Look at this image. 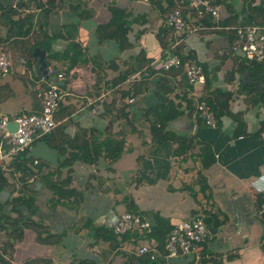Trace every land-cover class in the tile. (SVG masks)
<instances>
[{
	"label": "crops",
	"instance_id": "obj_1",
	"mask_svg": "<svg viewBox=\"0 0 264 264\" xmlns=\"http://www.w3.org/2000/svg\"><path fill=\"white\" fill-rule=\"evenodd\" d=\"M44 1L0 0V6L8 8L9 5L14 9V12L0 9V39L3 40L0 48L7 50L11 59L9 74L0 78V86L7 85L10 89L7 91L9 95L0 100V115L11 117L38 109L37 94L51 82L49 77L40 74L35 58L31 56L33 60L28 61L24 57L28 47L34 49L39 47L37 42H45L48 51L44 58L55 52L62 53L63 58H76V53L71 50L73 46L80 59L64 74L63 85H59L62 92L60 103L71 108L72 112L57 121L55 128L61 125L68 138H73L76 132L85 130L86 133L80 135L78 142L63 143L65 155L76 152L78 146L83 145L82 141L90 138L91 129L99 133V141L107 134L122 139L123 149L120 156L108 165V170L100 171L94 179L91 178L93 174L87 175L91 166L71 163L68 167L69 187L79 193L77 198L61 199L52 204L50 193L41 183L34 189L29 187L32 193L28 195L34 198L32 208L16 207L21 215L19 226L23 228L18 239L8 235L10 230L6 224L18 218L10 203L16 192L12 193L9 188L0 189V264H199L203 259L213 261V264H264V131H258L259 123L264 119V104L250 102L251 94L242 88L244 75H226L234 63L233 58H228L225 38L197 26L196 31L191 32L194 25L190 20L185 25L187 33L182 41L185 49L195 54L190 64L206 66L204 82L194 86L189 84L192 88L190 95L195 101L204 84L209 89L218 87L233 91L229 108L232 112L242 113L244 122L242 132L234 137L235 123L224 116L215 132L205 135L210 139L208 146L213 159L202 167L198 144L185 154L175 151L176 141L159 146L152 144L145 128L147 122L138 114L140 109L156 103L153 85L131 102L127 101L132 104L134 113L138 111L135 115L126 110V117L117 119L114 108L104 107L113 91L129 87L130 82L126 81L107 89L115 82L118 71L125 70L127 64H135L132 58L139 50H143L151 62L160 55L153 36L159 19L147 0H114L132 16L146 15L144 24L130 26L127 38L132 46L125 51H119L111 39L98 41L95 37L96 25L110 17L107 6L111 0H52L48 12L36 7ZM254 1L257 3L258 0ZM240 6L241 0H237V9H241ZM74 7L79 13L89 11L90 16L78 17ZM28 13L32 14L31 25L27 35H20L23 32L20 30L28 28L27 22L19 26L22 17ZM3 14L16 21V32H20L11 34L8 40L4 38L10 25ZM12 40L19 41L15 43L16 48L11 44ZM224 54L227 58L222 57ZM18 57L25 58L26 63L20 66ZM49 64L61 70L68 67L67 61L51 60ZM145 68L137 70L136 76L133 74L130 79L154 81L157 75L147 74ZM176 81L177 78L173 80L174 89L168 95L183 105L176 97L180 96ZM253 83L255 91L261 94L260 83ZM13 129L14 124L10 123L8 130ZM194 131L195 125L187 137ZM41 170L45 173L51 167L42 166ZM66 170L63 169L61 175H65ZM29 180L30 184L34 181ZM203 186L204 190L201 189ZM200 210L212 216L213 228L210 226L209 235L197 253L177 257L160 255L167 229L190 219ZM126 211H136L145 217L150 223V232L132 230L115 235L113 227ZM23 220L37 224L40 235L35 229L23 226ZM153 228L156 229L154 236L150 235ZM150 242L158 249L156 258L150 260L135 254L138 246Z\"/></svg>",
	"mask_w": 264,
	"mask_h": 264
},
{
	"label": "trees",
	"instance_id": "obj_2",
	"mask_svg": "<svg viewBox=\"0 0 264 264\" xmlns=\"http://www.w3.org/2000/svg\"><path fill=\"white\" fill-rule=\"evenodd\" d=\"M50 1L52 0H45L43 4L39 3L36 7L40 9V11L48 12ZM209 1L212 4L217 3L220 6L219 15L217 18L211 16L209 13H205L202 7H199L198 10L188 9V0H147L150 8H153V10L156 12L157 18L159 19V24H157L153 36L160 48V54H162L164 51L170 50L171 47H174L172 50H170V52L177 56V58H179L180 64L179 66L172 67L167 71L160 72L159 74L160 70L156 72V70L151 69V67L149 66L152 59L146 58L143 50H139L134 58H132L136 65L134 64L133 66H130L129 64H127V68L125 70L118 71L117 76L114 80L115 82L113 84L110 83L107 86V89L112 87L114 84L120 85L123 82L125 83L126 81L130 82L129 87L127 89L121 88L119 90L113 91L111 93L112 96H110L109 98V102H107L104 106L105 109L108 107L114 108L115 117L117 119L125 118L127 113L126 110L135 115L136 113H138V111L134 113L131 109L133 108L132 104H127V100L135 98L143 92H146L149 86L153 85L157 99L156 103L140 109L138 114V117L147 122L145 128L148 131L152 144L155 146H159L169 143V141H176L177 148L175 151L179 152L180 154L187 153L196 144H198V158L201 160L202 167H206L207 165H209L213 159V153L212 151H210L208 146L210 139H207L205 135L207 133H214V129L217 127L220 119L224 116L231 118L235 123L236 127L233 131L234 137L242 132L241 130L243 128L244 122L242 120V113L232 112L229 108V101L233 96V91L218 87L209 89L207 87L208 85L206 86V84H204L202 89L200 90V95L196 98L195 101L190 95L189 92L192 88L187 83L184 77L183 69L186 65L193 62L195 54L192 50L185 49V44L183 43V41L175 44V42H177V38H180L181 35L176 36L173 29L167 23V17L174 9H179L185 25L188 23L187 21L190 20L192 21V25L197 26L198 29H202L204 31L211 30V32H213L214 34L223 36L225 38L229 48L228 58H233L234 63L233 68H231V70L228 71L226 75L232 76L234 73L238 74L241 77L244 75L245 81L242 80V88L244 87V89L249 94H251L252 98H250V102H253V104L257 102L264 104V59L261 61L248 60L244 56L240 55V53L236 52V50L232 49L233 43L236 39L234 28L243 24L261 26L264 28V0H258L257 3H255L254 0H241V9H237L236 7L237 0ZM19 3L17 5H19ZM44 5H46L47 8H44ZM107 8L109 10L110 17L106 22L96 25L94 31L96 39L98 41H103L106 39L113 40L117 44L119 51H125L131 48L132 44L128 41L127 38L130 26L133 23L139 25L144 24L146 22V15L144 14L132 16V14L125 11V9L120 8L118 5H116L114 3V0H111ZM0 9H5L6 12H14V9L9 5L8 8L7 6H0ZM74 10L77 16L80 18L90 16L89 11L79 13L76 7H74ZM197 11H200V16L198 15ZM242 14H244V16L240 17V15ZM3 15L6 19V23L10 25V31L7 33V35H5L4 40H8L10 36H12L11 34L18 35L22 31L23 32L20 33V35H27L29 26L31 25L30 22L32 14L28 13L22 17V19L20 20L21 25L19 26L22 27L26 24L24 22H27L28 25L26 27L28 28L26 30H20L19 33L16 32L15 29V27L17 26L15 24L16 21L14 22L13 20H10V15ZM142 30L143 29L139 30V33ZM185 36L186 33L181 37L184 39ZM0 41L3 40L0 39ZM23 41H21L20 43H23ZM16 42L19 41H11V44L14 48H16ZM37 45L45 52L48 51V47L45 42H37ZM32 49L33 46H30L26 49L24 57L27 58L28 61L33 60L31 57ZM0 50L8 53L4 48H0ZM71 50L73 54L76 53V58H63L62 53L55 52L52 54L49 53V55L44 58V61L47 66H51L57 71H62L63 74L66 75L71 67L74 66L75 62L79 61L77 59H80L77 58L79 52H77V50L74 51L73 46H71ZM222 57L227 58L225 54ZM19 58H22L24 60V63H26L25 58L18 57V59ZM51 60L55 62L67 61L68 67L62 70L57 69L54 65L49 64ZM198 66H200L202 73H204L206 66L203 64H199ZM144 67H146L145 70L147 71V74L157 75L154 81H149L146 79H130L129 76L135 74L137 70H140ZM113 68L115 67L113 66ZM176 78L177 81L174 83L180 86L178 91L180 93V96L176 97L183 102V105H181L179 102L176 103L174 99L169 98L168 95L174 89L172 84L173 80ZM255 81H258L263 88L261 94H258L253 87V82ZM9 90L10 89L7 85L0 86V100L9 95V92L7 93V91ZM176 97L175 95L173 96V98ZM33 98L36 99V95H34ZM37 100L39 103L38 97ZM198 101L204 102L207 106V109L212 113L215 121L214 126L206 125L197 116L196 103ZM71 112V108L64 107L59 102L53 119L55 122H57L67 117L69 114H71ZM183 116H186L189 119H193L195 122V131L190 137L175 136L167 129L168 124L172 120ZM258 131H264V119L260 121ZM85 133V130L76 132L73 138H68V136L63 133L62 126L58 125L49 134L42 136L39 140H43L47 146L57 150L58 153L57 165L51 168L50 171H47L45 173H42L41 168L42 166L48 167V165L41 160H36L37 163L33 165L32 162L34 159L24 158V155L27 151L15 155L5 163L0 162V189L9 188L11 189L10 191L12 193L16 192L12 196L10 203L12 211L18 218L12 219L11 222H6L7 228L10 230V232H7L9 236L18 239L23 229L21 226H19V218L21 217V215L19 212H17L16 207L19 205H25L28 209L32 208L34 198L28 195L29 193H32L29 189V185L31 183L29 179H39L42 186L50 193V200L52 201V204H56L59 203L61 199L71 197L77 198V196L79 195V193L76 192L74 188L69 187L71 177L68 167L71 165V163L79 162L83 165L95 167L96 169L98 166L100 174V171H107L108 165L112 164L120 156L123 149L122 139H115L107 134L106 136H103L99 141L97 138V135H99V133L97 131L94 132V130L92 129L89 131L88 135V137L90 138L84 139L82 141L83 145L78 146L76 152L65 155L66 150L62 147L63 143L68 141L78 142V140H80V135H84ZM89 139H91V141ZM105 166H107V168ZM65 168L67 169L65 175H61V171ZM95 177L98 176L93 173L91 178L94 179ZM201 189L204 190V186L201 187ZM127 212L136 213V211ZM195 215H201L200 217L202 218L203 223L206 225V227L211 226L213 228L210 220L212 216L208 212H203V210H200L198 214ZM2 219L3 218L1 216V220ZM21 224L23 226L35 229L37 231V235H40V232H38L37 224L28 220H23ZM171 228H168V231L166 232H169ZM153 229L150 234L152 236L156 235V229ZM143 256H146V258L149 259L148 255ZM203 262L213 264V261L209 262L204 259L200 260L199 264H203Z\"/></svg>",
	"mask_w": 264,
	"mask_h": 264
},
{
	"label": "built area",
	"instance_id": "obj_3",
	"mask_svg": "<svg viewBox=\"0 0 264 264\" xmlns=\"http://www.w3.org/2000/svg\"><path fill=\"white\" fill-rule=\"evenodd\" d=\"M213 1V0H212ZM188 9L198 10L202 7L205 13L217 18L220 6L212 4L209 0H188ZM200 16V11H197ZM167 23L173 29L176 36H182L187 33L184 20L181 17L179 9H174L167 17ZM191 31L196 30V26L190 28ZM236 39L232 49L240 52L248 60L261 61L264 59V28L261 26L240 25L234 28ZM177 38L178 42L183 38ZM173 47L170 48L172 50ZM168 51H164L157 56L150 66L157 71H167L172 67L179 66L180 61L177 56ZM19 65H23L24 60L19 58ZM11 61L9 56L3 50H0V78L7 76L10 72ZM46 75L50 79V83L42 88L37 97L39 99V108L28 113H19L11 117L0 115V162H7L17 154L23 153L31 148L34 143L42 136L49 134L57 125L54 121V113L57 110L61 99V91L58 82L63 80L62 71H57L51 66L46 67ZM184 77L188 84L194 86L204 82L201 68L196 64H189L184 69ZM136 74L133 75L135 77ZM131 102L132 99H128ZM197 116L209 126H214L215 121L212 113L207 109L204 102L196 103ZM14 124L12 131L8 130V125ZM33 165L37 163L33 160ZM81 168H85L81 166ZM94 174H96L93 171ZM201 215H194L190 219L180 221L167 233L162 245V253L164 257H177L185 255H195L198 247L202 245L209 231L203 223ZM150 223L140 213L124 212L120 215L117 223L113 227V233L120 236L128 231L137 230L141 233L150 232ZM136 255H148L150 260L156 258L158 249L153 242L145 243L137 247Z\"/></svg>",
	"mask_w": 264,
	"mask_h": 264
},
{
	"label": "water",
	"instance_id": "obj_4",
	"mask_svg": "<svg viewBox=\"0 0 264 264\" xmlns=\"http://www.w3.org/2000/svg\"><path fill=\"white\" fill-rule=\"evenodd\" d=\"M31 56L37 60L38 71L43 77L46 78V63L44 61L45 51L43 49H40L39 47H35L32 50ZM58 85H63V81H59ZM194 125L195 122L193 119H189L188 117L183 116L172 120L168 124L167 129L176 136L187 137L192 133ZM24 158L41 160L42 162L48 164L51 168L57 165V151L47 146L43 140H37L34 145L27 150ZM39 186V179H35L32 184L29 185L31 189ZM207 229L208 231H210V227H207Z\"/></svg>",
	"mask_w": 264,
	"mask_h": 264
},
{
	"label": "rangeland",
	"instance_id": "obj_5",
	"mask_svg": "<svg viewBox=\"0 0 264 264\" xmlns=\"http://www.w3.org/2000/svg\"><path fill=\"white\" fill-rule=\"evenodd\" d=\"M192 27H194V26H192ZM191 27V28H192ZM196 30H193V31H191V32H195ZM99 167L97 166V169L95 168V167H91V169H89V170H87V175H91V174H93V171L97 174H99Z\"/></svg>",
	"mask_w": 264,
	"mask_h": 264
}]
</instances>
